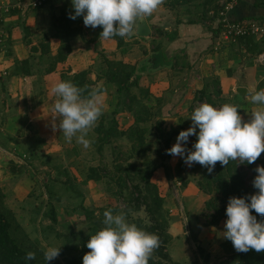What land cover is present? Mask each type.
Here are the masks:
<instances>
[{"label": "crops", "instance_id": "1", "mask_svg": "<svg viewBox=\"0 0 264 264\" xmlns=\"http://www.w3.org/2000/svg\"><path fill=\"white\" fill-rule=\"evenodd\" d=\"M220 1L164 0L151 16L144 18L150 29L148 36L134 33L131 38L125 37L120 46L114 38L105 40L100 37V28L86 27L83 17L78 16L73 24L80 28V33L70 40V52L64 61L57 63L55 70L47 73L34 70L32 59L43 56L39 55V50L33 51L32 46H38L47 36L51 51H55L59 39L52 36V22L65 0H50L39 7L13 8L8 14L0 13V134L4 133L12 144L17 145L19 141L23 144L19 150L0 144V153L5 150L3 153L8 158L22 163L29 150L33 149L38 155L35 163L41 169L49 167L53 159H59L56 153L59 155L65 139L58 128L55 132L52 130L50 113L54 114L52 109L57 97L51 88L61 81L62 72L69 77L75 71L89 68V77L94 80L103 67L104 57L136 64L139 84L150 92L148 104L155 111L153 120L161 121V127L169 138L168 149L176 143L179 132L192 125L190 116L200 103L207 102L214 107L225 103L234 105L247 121L256 105L246 98V93L252 89H264V60L257 56L264 50V36L221 37L222 23L217 15ZM67 2L74 14L71 0ZM230 15L234 19H264V0H238ZM192 17L195 21L188 20ZM50 21L51 24L48 23ZM50 26L51 31L48 29ZM157 51L161 52L163 63L155 65L152 55ZM26 57H29L33 73H16L15 62ZM38 77L46 83L44 91L47 95L32 100V105L25 112L21 93L29 87L27 80L35 83ZM100 83L101 79L95 81L96 85ZM115 97V86L105 83L101 90L102 113L110 112L116 106L113 102ZM165 118L175 119L178 124ZM17 132L23 135L17 136ZM196 139L195 135L190 136L184 146L191 150ZM52 150L55 154L50 157ZM23 153L25 157L21 158ZM260 158L264 159V153ZM165 159L172 166L184 163L179 156L167 154ZM184 167L189 168V174L195 173L196 176L195 179H188L190 176L184 178L182 193L188 195L190 189L191 195L204 202L210 194L196 186L195 180L205 167L198 163L191 167L184 163Z\"/></svg>", "mask_w": 264, "mask_h": 264}, {"label": "rangeland", "instance_id": "2", "mask_svg": "<svg viewBox=\"0 0 264 264\" xmlns=\"http://www.w3.org/2000/svg\"><path fill=\"white\" fill-rule=\"evenodd\" d=\"M48 23L51 24V21ZM48 29L51 31L52 27ZM48 60V54L43 55V58H33L34 70L43 71ZM66 78L69 80L68 77ZM26 83H29V87H25L21 93L25 112L27 107L32 105V100L47 95L44 91L46 83L44 84L39 77L36 78L35 83H30L29 80ZM113 102L116 105V97ZM51 114L52 112L50 117L54 115ZM111 116L112 110L102 113L96 125L102 119L105 125H108ZM117 116L120 126L127 129L132 122L131 114L122 112L118 107ZM139 125L147 128L146 132H143L141 144L128 135H123L105 142L101 148L98 147L94 126L87 137L92 142L89 148L85 149L76 143L75 138L71 143L64 141L62 148L59 149V155L56 153L60 158L53 159L46 169H41L39 164L35 163L38 155L36 152L34 154L33 149L29 150L22 163L8 158L3 153L5 150L1 151L0 200L3 205L12 209L11 212L21 224L20 229L14 231V235L22 236L25 245H30L41 264H82V257L89 249L87 247L82 249L80 236L86 237L103 228V213L106 210H111L114 215L123 212L126 221L136 226L138 219H141L143 224L149 223L150 220L143 206L133 208L134 201L131 199L130 191L133 184L141 181L135 171L130 170L129 176L126 175L124 171L128 163L140 168L155 167L150 181L156 185L164 199L163 210L168 222L164 229L165 233L167 232L165 250L172 258L170 262L168 261L169 264H197V262L204 264L203 254L197 251V243L209 253V264H227L231 253L221 244L224 240L223 221L205 225L210 210L197 196L191 195L190 189V195L182 193L184 178L190 176L188 179L191 177L195 179L196 174H189V168L186 169L184 163L172 166L165 159L167 134L163 132L164 136L160 137L153 120H147ZM16 135L22 136L23 133L17 132ZM16 135L8 136L14 138ZM6 137L4 133L0 134V144L3 147L19 150L23 146L20 141L17 145L12 144ZM52 151L50 157L55 154V150ZM262 159L259 157V160L251 166L237 160L236 167L242 172L244 183L253 193L258 192L253 187L252 181L257 175L256 166H264ZM90 166H94L104 175L100 179L88 178ZM216 171L214 168L209 174L205 168L198 174V179L203 183L208 179L212 186H215L216 181L212 180L211 176ZM118 174L124 177L122 187L116 183ZM223 176L227 178L226 173ZM198 179L195 180L196 186ZM217 204H221L219 199ZM83 207L91 210L89 216L85 215ZM52 214L54 220L50 218ZM47 247H60V254L56 259L46 262L43 253Z\"/></svg>", "mask_w": 264, "mask_h": 264}, {"label": "clouds", "instance_id": "3", "mask_svg": "<svg viewBox=\"0 0 264 264\" xmlns=\"http://www.w3.org/2000/svg\"><path fill=\"white\" fill-rule=\"evenodd\" d=\"M71 3L74 14L69 18L82 16L86 27H102L100 37L108 40L115 36L131 38L139 23L151 16L164 0H71ZM51 92L57 97L52 109V130L55 132L58 128L68 143L75 138L76 143L89 148L92 143L87 139L89 131L102 115L101 90L60 81L52 86ZM246 98L256 105L247 121L234 105L225 103L214 107L207 102L200 103L190 116L192 125L179 132L167 154L181 157L189 167L198 163L209 174L217 163L223 167L237 160L242 164L255 163L264 153V89H252ZM170 119L178 124L175 119L165 118ZM193 135L197 139L190 150L184 145ZM255 172L252 185L258 192L247 196V202L245 198L229 197L226 206L223 236L242 253L264 252V166L257 165ZM251 210L262 219L258 221ZM103 216L104 227L89 236L86 242L89 251L83 255L82 264H148L160 245L159 237L128 223L123 212L114 215L106 210ZM59 254L60 247H47L43 253L46 262ZM35 258L36 254L31 251L24 257L25 261Z\"/></svg>", "mask_w": 264, "mask_h": 264}, {"label": "trees", "instance_id": "4", "mask_svg": "<svg viewBox=\"0 0 264 264\" xmlns=\"http://www.w3.org/2000/svg\"><path fill=\"white\" fill-rule=\"evenodd\" d=\"M70 14H72L71 10L67 0H65L52 22L54 29L52 36L59 39V44L54 52L51 51L48 37L41 40L38 46H32L33 51H40V56L48 54V64L42 71L44 73L55 70L57 63L65 60L71 50L70 40L80 33V28L73 24V19L69 18ZM188 20L195 21L193 17ZM98 28L102 30V27ZM249 35L250 34H248V36ZM113 38L116 39L118 46L123 44L124 38L119 36ZM103 63L101 71L95 75L94 80L89 77L90 69L85 68L73 72L69 77L65 76L63 72L60 73L61 81H70L78 87L87 86L89 90L94 88L103 90L105 83L113 84L116 90L117 102L116 106L112 109V116L108 120V125H105L104 119H102L95 126L98 147L101 148L105 142L107 143L113 138L123 135H128L134 140H137L139 142L138 144H141L143 141V132H146L147 128L146 126L139 125V123L153 120L155 116L153 107L148 104L151 97L150 92L148 88L139 84L140 75L136 73L137 67L135 63L108 57L103 58ZM14 71L16 73L32 74V66L29 57L17 60L15 62ZM66 77H68L69 80ZM100 79L101 83L96 85L95 81ZM118 107L122 112L126 111L132 116V122L127 126V129L120 126L117 116ZM153 124L159 132V136H164L161 121L155 118ZM165 144L168 149V136L165 139ZM258 160L259 158L257 161ZM236 164L237 161H230L227 167H223L220 163L215 165L217 171L211 176V179L216 181L215 186H212L208 179L205 183L198 179V187L210 194V197L204 201L206 208L210 210L208 212V219L204 222L205 225L216 224L220 221L225 223L227 219L226 206L229 197L246 199L247 196L254 194L252 190L247 188L243 180L242 172L238 170ZM247 165L251 166L252 164ZM154 169V166H144L140 168L133 163H128L124 172L127 176H129L130 170L137 172L139 180L141 181L133 184L132 191H130L132 195L131 199L134 201L133 208L136 209L143 206L150 221L148 224H143L141 219H138V228L148 233L156 234L160 240V245L152 253L148 264H169L172 258L165 250V235H167V232L165 233L164 229L168 222L163 210L164 199L159 194L156 185L150 181ZM225 173L227 174V178L223 176ZM102 175L104 174L97 171L94 166L89 167L87 173L88 178L100 179ZM116 183L121 187L124 185V177L122 174H118ZM218 199L219 202H221L220 205L217 204ZM83 210L87 216L91 213V210L87 207H83ZM11 211L12 209L3 205L0 200V264H41L37 255L34 260L25 261L24 257L26 253L34 251L30 248V245H25L22 236L18 237L14 235V231L20 229L21 224L16 220ZM251 212L252 215L256 216L258 221L262 219L254 210H251ZM50 218L53 220L55 219L53 214L50 215ZM22 233L24 232L22 231ZM95 233L94 231V233L86 237H84V235L80 236L82 240V249L86 248V242L89 236ZM26 236L27 235H25V237ZM221 244L231 253V257L227 261V264H264V252L257 253L255 250H249L247 253L237 252L231 241L225 238ZM196 248L200 254H203L204 264H209V253L205 251V248L199 243H197ZM197 264H199V262H197Z\"/></svg>", "mask_w": 264, "mask_h": 264}, {"label": "built area", "instance_id": "5", "mask_svg": "<svg viewBox=\"0 0 264 264\" xmlns=\"http://www.w3.org/2000/svg\"><path fill=\"white\" fill-rule=\"evenodd\" d=\"M50 0H0V13H9L13 8L39 7ZM238 0H221L217 11L219 21L222 23L220 32L223 38L234 39L237 36L260 34L264 36V19L244 18L234 19L230 12ZM259 59L264 60V50L257 53ZM21 158L25 154L20 155Z\"/></svg>", "mask_w": 264, "mask_h": 264}, {"label": "water", "instance_id": "6", "mask_svg": "<svg viewBox=\"0 0 264 264\" xmlns=\"http://www.w3.org/2000/svg\"><path fill=\"white\" fill-rule=\"evenodd\" d=\"M149 27L146 24L145 20L143 19V21H141L139 23L138 28H136L135 33L139 34L141 36H148L149 34ZM153 56V62L155 65L157 64H162L163 63V59H162V54L160 51L154 52Z\"/></svg>", "mask_w": 264, "mask_h": 264}]
</instances>
